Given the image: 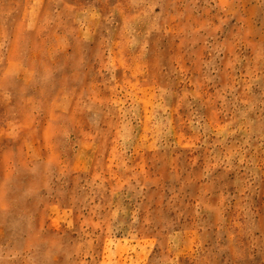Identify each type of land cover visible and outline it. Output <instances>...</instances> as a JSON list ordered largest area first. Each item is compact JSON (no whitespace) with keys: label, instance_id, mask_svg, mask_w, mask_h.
<instances>
[{"label":"clouds","instance_id":"clouds-1","mask_svg":"<svg viewBox=\"0 0 264 264\" xmlns=\"http://www.w3.org/2000/svg\"><path fill=\"white\" fill-rule=\"evenodd\" d=\"M98 2L101 7L95 6ZM245 2L252 3L253 17L264 14V0H116L113 5L91 0L87 7H74L69 0H31L33 10L25 12L17 30V0H0V106L7 109L0 116V136L10 138L7 145L0 143L7 165L0 175V264H96L97 230L106 232L112 243L125 229L130 235L137 230L154 235L148 264H176L190 229L197 233L198 264H222L229 249L244 264L248 251L264 249V25L250 23ZM172 21V41H179L182 55L198 75L178 72L168 58L163 41L173 32ZM97 39L101 55L108 53L101 75L112 81L117 67L113 48L140 63L157 60L161 84L149 114L147 145L153 152L176 150L170 139L173 97H178L176 108L186 110L193 137L199 138L191 148L197 153L191 164L185 163L180 175L173 174L171 184L179 183L180 188H169L167 204L158 213H147L143 221L144 201L154 182L130 169L132 157L127 155L138 146L132 122L140 115L135 105H110L87 87L88 78L95 75L89 66L96 62L91 45ZM189 76L195 80L194 91H173L175 79L190 82ZM208 88L214 92L205 99L202 93ZM53 96L58 155L25 152L22 144L17 150L22 140L38 138ZM208 108L215 114L208 116ZM24 112L30 128L21 120ZM81 124L89 129V147L101 156V141L116 131L114 167L121 175H132L110 194L101 172L88 178L72 167L69 152L83 157ZM52 202L69 207L61 218L66 227L54 230L41 221ZM72 210L81 212V218L87 213L84 224L72 222ZM91 218L97 221L94 228Z\"/></svg>","mask_w":264,"mask_h":264},{"label":"rangeland","instance_id":"rangeland-1","mask_svg":"<svg viewBox=\"0 0 264 264\" xmlns=\"http://www.w3.org/2000/svg\"><path fill=\"white\" fill-rule=\"evenodd\" d=\"M91 0H69V3L74 7H87ZM116 0H108L109 5L115 4ZM96 7H101V3H97ZM33 10L31 0H17L16 7V29L19 30L21 23L24 20L25 12H31ZM160 9L157 8L156 11ZM182 10V9H180ZM244 11L248 17H251L250 23L255 27L264 25V14L259 18L253 17V5L252 3H244ZM174 15V13H173ZM214 17V13H212ZM214 23H218V20L213 18ZM234 23V22H233ZM173 32L169 34V37L163 41L164 47L167 49L168 58L172 64L176 67L177 71H191L193 76L198 75V69L196 66L183 56L180 49L179 41H172V35L174 34L175 21H172L169 25ZM44 41H41L43 43ZM92 54L96 57L94 65L89 67L93 70L95 75L87 80V87L93 90L100 100L105 101L110 105H115L117 102L124 104L125 107H131L135 105V110H138L140 115L139 121H133V127L137 134V147L131 150L127 155H131L132 159L129 163V168L142 173L147 178L151 179L154 183L148 192V198L144 201V210L141 215V221L144 216L150 212H159L163 205L167 204V198L172 195L169 188H180V184H171L173 174L180 175L185 163L191 164V161L196 157L197 153L191 151L194 144L199 142V138H194L191 130L187 127L186 119L187 112L181 107L176 108L178 97H173L170 102V107L174 109L172 113L173 131L174 135L170 139L176 144L175 151L165 152H153L150 147V119L149 114L152 112L153 104L156 102L155 89L161 84V71L157 64L155 57L151 58L144 63L133 60L130 56L125 55L118 47L113 48L112 61L117 65L115 71L116 79L110 80L108 75H101L102 64L108 62V53L105 51L101 55V45L97 39L95 43L91 45ZM200 54L206 57V53L201 47ZM8 70V65L5 66L3 71ZM193 76H189L190 82H185L183 79H175V86L173 91L178 92L179 95H183L185 90H195V80ZM105 80L109 82L104 83ZM115 90V91H114ZM214 89H205L204 95L207 99L208 95L213 94ZM56 102V97L53 96L49 101L46 117L41 121V127L38 129V138H33L28 142L21 141L17 145V150L20 149V145H23V150L28 152L30 149L37 151H43L48 156L58 155L55 148V127L53 118L57 115L56 109L53 104ZM14 103V102H13ZM199 102H194V107L198 108ZM75 105L73 104V108ZM7 109L0 106V116L6 113ZM214 108H208L206 114L212 116L215 114ZM21 120L25 122V127H31V121L28 120L27 113H20ZM219 122V119L217 120ZM110 121L107 119L103 127L107 129ZM138 124V127H137ZM5 129L7 128L6 122H4ZM78 134L82 141L83 157L74 156L71 152L68 153L71 158L72 167L76 173H86L88 178L96 176L98 172H101L104 176L105 186L109 191L117 184L122 183L124 179L132 175L129 171L125 175L114 167L112 156L113 152L117 150L116 144V131L113 129L112 134L105 141H101L105 145L103 155H100L99 150H94L89 147L90 134L86 124H81L78 129ZM10 138L5 134L0 136V143L8 144ZM6 152L0 151V175L6 173L7 165L5 162ZM201 168H203V160L199 161ZM198 175V173H197ZM187 178V173H184ZM75 181V177H73ZM135 183V181H132ZM186 192H190L191 189H186ZM195 194H199V184H196ZM261 202L264 203V192L261 194ZM187 203V201H185ZM191 203H195L194 200ZM134 204L130 207V212L134 210ZM69 207L62 204L52 202L47 208V216H41V221H47V223L54 230H58L61 227H66L61 219L69 212ZM165 211L167 209L165 208ZM73 223L79 227L85 223L88 219L87 213L72 210ZM97 221L95 218H91V224L94 228ZM191 223V219H189ZM234 224H238L239 221H234ZM134 237V238H133ZM116 243H112L110 237L105 232L100 234L97 230V241L94 249L96 264H148L150 259L147 256L148 249L155 241L154 235H149L143 232V230H137L136 232L129 234V230L125 229L115 234ZM197 233L195 229L186 231V248L177 257L176 264H198L195 256V246L197 244ZM246 244L247 242L244 241ZM167 252V249L164 250ZM175 256L172 253L169 257ZM255 256V260H248L247 257ZM222 264H242L229 249L222 261ZM244 264H264V249H260L257 253L256 250H250L247 252Z\"/></svg>","mask_w":264,"mask_h":264}]
</instances>
